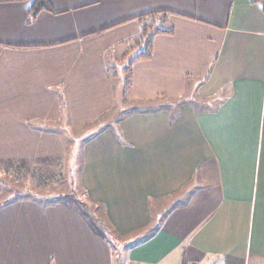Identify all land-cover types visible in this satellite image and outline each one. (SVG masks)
Listing matches in <instances>:
<instances>
[{
  "label": "crops",
  "instance_id": "crops-1",
  "mask_svg": "<svg viewBox=\"0 0 264 264\" xmlns=\"http://www.w3.org/2000/svg\"><path fill=\"white\" fill-rule=\"evenodd\" d=\"M33 2L0 1V160L88 138L103 229L78 200L0 193V264H264L262 5ZM154 19L170 32L138 57Z\"/></svg>",
  "mask_w": 264,
  "mask_h": 264
},
{
  "label": "rangeland",
  "instance_id": "rangeland-1",
  "mask_svg": "<svg viewBox=\"0 0 264 264\" xmlns=\"http://www.w3.org/2000/svg\"><path fill=\"white\" fill-rule=\"evenodd\" d=\"M126 75L119 74V80ZM76 137L67 140V150L63 156L21 161L0 160V193L2 200L33 198L51 203L60 199L73 202L78 200L84 204L89 218L95 227L102 230L103 214L96 204L87 206L85 189L80 182L82 168V146L88 138ZM83 139V140H82ZM87 206V207H86ZM119 250L116 254L119 257ZM124 264L123 261L122 263Z\"/></svg>",
  "mask_w": 264,
  "mask_h": 264
},
{
  "label": "trees",
  "instance_id": "trees-1",
  "mask_svg": "<svg viewBox=\"0 0 264 264\" xmlns=\"http://www.w3.org/2000/svg\"><path fill=\"white\" fill-rule=\"evenodd\" d=\"M0 1H17V0H0ZM257 3H260L262 5V8L264 10V0H254ZM42 9H48L51 10V3L50 0H34L33 2V7H32V15H36L39 11H41ZM165 19H162L161 21H164ZM156 19L152 20V23L150 24H144L143 27V40H141L142 42L139 43H143V50L140 53L141 58H149L152 55V40H153V35L155 33H159V32H170L167 29H160V27H156L154 25V23H156ZM160 22V20H159ZM152 27H154V29L152 30ZM150 29L151 32L150 33Z\"/></svg>",
  "mask_w": 264,
  "mask_h": 264
}]
</instances>
